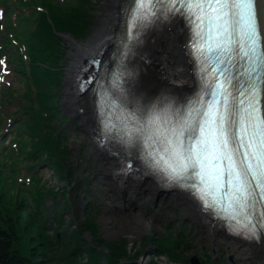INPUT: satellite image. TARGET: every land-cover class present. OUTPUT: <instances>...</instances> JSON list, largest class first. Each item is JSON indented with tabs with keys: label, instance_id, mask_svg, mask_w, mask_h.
<instances>
[{
	"label": "rangeland",
	"instance_id": "rangeland-1",
	"mask_svg": "<svg viewBox=\"0 0 264 264\" xmlns=\"http://www.w3.org/2000/svg\"><path fill=\"white\" fill-rule=\"evenodd\" d=\"M52 2L56 8H76L92 22L84 40L64 33L79 46H86L94 37L105 0ZM43 6H48L44 0H1L0 4V196L19 224V248L37 246L39 233L48 240L43 244L46 256L39 264L87 263L89 252L99 260L96 264H116L123 259H143V264H190L193 256L203 264H264V260L243 254L231 240L222 239L218 245L215 238L205 237L183 204L165 194L162 185L157 192L149 191L151 177H141V173L133 181L130 176H120L119 182L108 177L103 167L106 161H95L90 151V130L82 127V119H76L84 115L68 110L65 102V78L78 51L65 37L63 79L52 91L53 104L47 110L49 129L64 149L59 160L64 170L55 166L54 159L34 152L36 138L30 131L38 87L28 75L27 53ZM111 155L105 157H117L115 152ZM112 182L122 186L127 182V186L119 191L109 185ZM211 229L221 236L219 230ZM168 235L176 243L166 247L161 239ZM26 252L29 254L28 248Z\"/></svg>",
	"mask_w": 264,
	"mask_h": 264
},
{
	"label": "snow or ice",
	"instance_id": "snow-or-ice-1",
	"mask_svg": "<svg viewBox=\"0 0 264 264\" xmlns=\"http://www.w3.org/2000/svg\"><path fill=\"white\" fill-rule=\"evenodd\" d=\"M180 9L186 10L190 21L194 18L196 54L201 72H207L203 89L186 111L173 113L174 101L161 107L171 99L162 98L151 106L143 128L123 130V135L129 144L136 139L148 143L146 161L162 169L169 184L188 189L205 202L206 210H215L230 225L235 222L238 234L260 239L264 236V35L257 0H139L132 28H142L157 11ZM78 86L87 91L83 77ZM101 110L107 115L106 108ZM106 124V132L115 131L110 122Z\"/></svg>",
	"mask_w": 264,
	"mask_h": 264
},
{
	"label": "bare ground",
	"instance_id": "bare-ground-1",
	"mask_svg": "<svg viewBox=\"0 0 264 264\" xmlns=\"http://www.w3.org/2000/svg\"><path fill=\"white\" fill-rule=\"evenodd\" d=\"M138 1L105 0L104 8L100 12L101 19L94 31V37L88 41L86 46H79L72 40L70 35L65 36V39L78 49L77 53H74V58L65 78V102L68 110L72 112L78 111L79 114L84 115V117L79 115L82 123L86 122H84V119L90 121L89 124L87 122L86 125L82 124L86 131L90 130L88 134L91 137L90 145L92 149L90 151L93 156H96L95 161L100 160L101 163L106 161V165L103 164V167L106 166L108 177L110 175L113 176L115 181L120 176H130V180L132 178L133 181L134 179L136 181L138 179L137 175L142 172L137 165L130 164L125 158L122 160L123 158L120 159L117 156L111 160L105 157L112 153L108 152V149L113 150L97 136L96 105L90 104V102L95 103L96 99L90 98V91L80 90L78 86L79 79L83 77V79L87 80L89 74L95 72L99 59L101 62L107 54L119 51L123 53L124 57L133 56L129 59L130 64L135 65L137 68L139 79L133 89H138L139 86H142L141 90L143 93L146 91L155 95L162 88L168 87L172 90L168 94L173 97L175 94L182 95L186 92L194 91L199 85L196 61L187 46L188 40L193 34L192 29L182 18H177L160 31L147 34L142 32V36H136L133 39L135 31L131 25V17ZM257 6L261 33L264 35V0H257ZM140 43L141 45L138 48ZM122 59L121 61L112 59L116 70L123 69L125 65L128 66L127 59ZM163 98L165 97L163 96ZM116 153L119 156L121 155L119 149H116ZM125 154L131 157L129 153L125 152ZM141 175V177L150 178L146 174L142 173ZM151 181L149 191L151 193L157 192L158 185H161L160 183L162 182L153 178ZM117 182H112L109 185L121 191L122 187L127 184L126 182L122 186V184ZM131 185L133 184L131 183ZM163 192L169 195L177 204H183V209L196 221L205 237L215 238V242L218 245L222 244V239L231 240L232 245L240 249L243 254L264 260V236L260 239H251L234 235L230 233L228 223L218 217L212 210H206L205 206L196 201L194 195L177 189H165ZM122 201L124 204L122 203L121 205L125 207V201ZM211 228H214L215 231L219 230L216 232H220L221 236L216 235ZM139 262L143 264L144 260L139 259Z\"/></svg>",
	"mask_w": 264,
	"mask_h": 264
},
{
	"label": "trees",
	"instance_id": "trees-1",
	"mask_svg": "<svg viewBox=\"0 0 264 264\" xmlns=\"http://www.w3.org/2000/svg\"><path fill=\"white\" fill-rule=\"evenodd\" d=\"M44 1L48 3V6H43L39 12L36 27L30 34L27 53L28 75L38 87L34 97L37 111L33 113V125L30 132L36 138L34 152H42L46 157L54 159L55 166L64 170L65 165L63 166L59 161L60 156L64 154V149L53 129H49L47 111L53 104L54 96L51 93L63 79L61 56L65 45L61 34L69 33L79 40H84L91 31L92 22L76 8H56L52 0ZM14 5L18 7L17 3ZM18 225L10 205L0 196V264H39V259L46 256L43 247V244L48 241L46 235L36 233L37 246L30 244V248L27 246L21 249ZM161 240L166 247H168L167 243L169 246L176 243L169 235ZM27 248L29 254L26 252ZM88 254L90 261L82 264H96L97 259H94L91 252Z\"/></svg>",
	"mask_w": 264,
	"mask_h": 264
},
{
	"label": "water",
	"instance_id": "water-1",
	"mask_svg": "<svg viewBox=\"0 0 264 264\" xmlns=\"http://www.w3.org/2000/svg\"><path fill=\"white\" fill-rule=\"evenodd\" d=\"M62 38H64V34H61ZM76 119H80L79 117H76ZM87 124L90 123V121L86 120ZM86 122H85V125H86ZM86 127V126H85ZM97 128V127H96ZM99 132V131H98ZM97 132V136L100 135V133ZM100 138V137H99ZM190 264H203L199 258L197 256H193L190 258L189 260ZM116 264H141L139 262V259H130V260H127V259H123V260H120L119 262H117Z\"/></svg>",
	"mask_w": 264,
	"mask_h": 264
}]
</instances>
